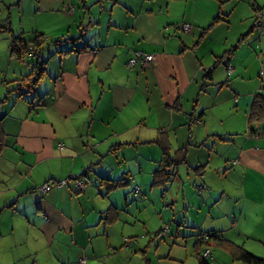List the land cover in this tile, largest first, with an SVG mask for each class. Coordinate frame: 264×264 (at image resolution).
<instances>
[{
    "label": "crops",
    "instance_id": "1",
    "mask_svg": "<svg viewBox=\"0 0 264 264\" xmlns=\"http://www.w3.org/2000/svg\"><path fill=\"white\" fill-rule=\"evenodd\" d=\"M222 2L0 0V79L11 33L27 46L0 88V264H132L137 220L121 218L112 200L104 207L101 165L152 144L161 154L154 171L166 165L164 145L170 176L187 163L199 175L204 231L264 255V119L251 117L264 97V34L255 41L251 27L255 18L264 23V0L225 14ZM37 37L40 52L31 55ZM137 51L156 59L130 66ZM37 63L45 73L29 87ZM15 75L25 80L17 93L8 88ZM202 145L210 153L196 159ZM119 165L124 175L136 170ZM197 239L199 261L205 243ZM226 245L212 241V254L215 247L234 264H253Z\"/></svg>",
    "mask_w": 264,
    "mask_h": 264
},
{
    "label": "rangeland",
    "instance_id": "2",
    "mask_svg": "<svg viewBox=\"0 0 264 264\" xmlns=\"http://www.w3.org/2000/svg\"><path fill=\"white\" fill-rule=\"evenodd\" d=\"M222 1L223 14L230 12L229 9L232 7L240 8L241 13L249 2V0ZM221 25L227 27L228 23ZM235 26L236 23L232 19L233 30L237 29ZM252 26L256 41L260 35L264 34V23L260 20L257 21V18H255ZM223 32L221 29L217 30L216 36ZM24 35L27 36L26 33ZM84 36L88 38L89 32L86 31ZM95 42L96 39L93 46ZM10 56L9 49L3 77L0 79V88L3 86L2 80L9 66L12 65L11 70L13 71L15 66L18 67L19 65L15 64V61H21L16 56L14 59ZM28 60L31 62L32 59H27V62ZM21 73H24L21 74L24 77L28 76L31 71L27 70L25 72L23 70ZM23 77L20 76L18 79V76L15 75V79L10 82L8 88L13 84L11 91L17 93L13 88L18 83H23ZM208 145H210V142H208ZM151 146L138 145L133 153L126 152L127 160L122 161V163H118L114 154L107 158L105 163L101 165V169L104 168L103 172L108 174L107 177H101V201H105L104 207H108L111 200L114 201L119 205L121 218L126 214H131L132 219L134 217L137 220L136 227L132 228V231L135 232L132 239L137 241L139 247L135 249L134 254L136 256L132 260V264H199L197 257L194 255V245L196 244L194 240L198 237L197 234L200 230L208 229L210 219L207 204L200 200L202 190L198 188L196 183L199 175L194 172V167L188 165V163L179 165L177 174L174 176L168 175V167L172 163L170 157L164 160L166 170H163L165 169V166H163L162 171L157 173L154 170L160 163L161 154L158 155V149L155 145L152 144ZM154 147L156 148L155 151L152 149ZM175 149L173 146L172 151H175ZM198 150L194 154L196 159H203L206 154L210 153L209 146L202 145ZM135 159H137L136 164L134 163ZM151 159L153 160L151 161ZM190 161L193 162L194 160ZM128 163H132L131 166L133 167L136 165V170L132 168V173L127 172L124 175V169H127V167L122 168L119 164L127 165ZM137 186H139V190H137ZM205 213L208 214L206 218ZM178 228L181 229L180 233L177 232ZM216 249L214 247V253L207 256V260L211 264L238 263L233 260L232 256H227L219 251H217V255ZM260 256L264 258V255ZM147 257L149 258L148 261L146 260Z\"/></svg>",
    "mask_w": 264,
    "mask_h": 264
},
{
    "label": "trees",
    "instance_id": "3",
    "mask_svg": "<svg viewBox=\"0 0 264 264\" xmlns=\"http://www.w3.org/2000/svg\"><path fill=\"white\" fill-rule=\"evenodd\" d=\"M11 40H12V43H11V55H14L18 58H21L24 54V49L25 47H27L26 45H23V43H21V39L19 37H17L16 35L12 34L11 33ZM39 37H37L35 39V41H33V44L36 46V45H39ZM40 52V48L39 46H36V53L39 54ZM29 52H27L26 54H28ZM39 63H37L36 65V69L37 71L34 72V79L32 80V82L29 84V87H33L35 86V84L37 83V81H39L42 76L44 75L45 72H42V69L43 67L41 68H38ZM26 78H30L29 75L26 76ZM25 81V80H23ZM4 99L1 101L3 102ZM251 117L252 119H255V120H261V119H264V97L261 96V95H257L255 100H254V103H253V106H252V110H251ZM163 153H164V157H163V160H166L167 157H168V150H167V147L163 145ZM165 164V163H164ZM164 167L163 166H160L156 172H160L162 171ZM165 170V169H163ZM168 175H170L168 173ZM218 241L219 243L221 242H224L226 245V247H228L232 254L236 257V258H239L241 260H244L246 262H249V263H253V264H263L264 263V258L261 257V256H258L254 253H252L251 251L247 250L245 247L241 246V245H238V244H234V243H231V242H228L225 241L223 239V236L220 235V232L219 230H211V231H204V230H201L198 232V239H197V242H203L205 243V248L203 251L199 252L198 253V257H199V261H200V264H210V262L207 260V256L205 254V251L206 249H210V254L209 255H212V249H211V242L212 241Z\"/></svg>",
    "mask_w": 264,
    "mask_h": 264
},
{
    "label": "built area",
    "instance_id": "4",
    "mask_svg": "<svg viewBox=\"0 0 264 264\" xmlns=\"http://www.w3.org/2000/svg\"><path fill=\"white\" fill-rule=\"evenodd\" d=\"M183 27H184L185 30H190L191 29V25L187 24V23L184 24ZM30 54L31 55H35L36 54V50H33V49L31 50L30 49ZM155 59H156L155 54H152V53L150 54V53H144L142 51H137L135 53V55L129 59L128 64L130 66H135L136 64L140 63L141 65L146 66V65L152 63L153 61H155ZM70 177L74 178V180L76 182L75 185H76L77 189H84L85 183H86L84 178L80 177L77 174L71 175ZM70 177H66V178L59 179V180L48 181L41 187V190H43V191L50 190L52 187H54L55 185H58V184L66 185V184H68ZM137 190H139V186H137ZM205 254L206 255L210 254V249L209 248L206 249Z\"/></svg>",
    "mask_w": 264,
    "mask_h": 264
}]
</instances>
